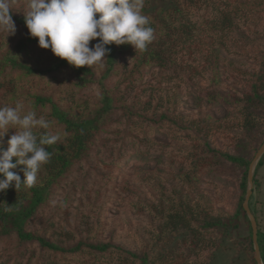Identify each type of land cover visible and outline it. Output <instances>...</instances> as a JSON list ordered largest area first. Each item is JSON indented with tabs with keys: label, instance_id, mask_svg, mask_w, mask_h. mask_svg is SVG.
<instances>
[{
	"label": "trees",
	"instance_id": "obj_1",
	"mask_svg": "<svg viewBox=\"0 0 264 264\" xmlns=\"http://www.w3.org/2000/svg\"><path fill=\"white\" fill-rule=\"evenodd\" d=\"M201 1L145 0L143 14L150 17L155 36L146 51H135L127 43H112L106 46L110 52L103 66L90 68L74 67L50 48L40 47L38 37L30 35L25 23L29 0H10L16 32L7 36L0 31V107L19 103L24 113L34 111L38 118L50 121L49 129H34L38 137L45 133L62 135L55 144L44 146L51 158L38 171L32 188L26 189L22 184L17 190L10 187L0 192V264H58L67 256L85 252L97 256L114 249L123 253L117 264H189L191 257L219 246L229 231L238 230L241 224L247 233L235 240V247L246 253L248 264H257L251 224L242 203L249 164L264 141V31L253 39L258 44L260 62L250 75L247 89L239 94H222L216 88L219 51L212 48L213 41L206 44V36L201 38V34H208L209 39L221 32L216 44L224 43L226 34L234 27L235 10L229 8L230 0H223L215 16L205 22L209 30L203 32L189 11ZM259 7L264 12V0ZM98 41L99 38L91 41L90 47ZM193 46L203 48L201 57L206 66L200 70L197 65L177 58L183 51L193 53ZM206 70L211 73L208 88L199 95H206L210 103L218 101L232 107L231 113L238 121L229 149H219L210 141L211 133L225 130L229 121L207 116L190 118L183 124V119L173 118L176 115L170 101L167 103L149 81L144 82L149 76L168 81ZM169 120L192 129L197 139L187 149L188 166L180 171L181 184L196 190L204 172L234 178L238 183V201L232 214L214 212L202 198L192 202L182 188L175 186L174 196L166 204L159 201L158 206L149 205L156 232L143 240L137 252L109 241L89 240L88 234L76 227L60 230L55 226L53 212L50 213L54 192L81 186L98 162L105 167L121 165L129 156L126 149H138L143 142L135 133L138 127L146 130ZM14 132L15 129H9L3 137L5 149ZM23 167L12 169L21 180ZM261 167L264 152L253 171L252 193L256 196L261 187ZM249 208L256 221L257 243L264 264V220L258 217L256 207L254 211L250 205Z\"/></svg>",
	"mask_w": 264,
	"mask_h": 264
},
{
	"label": "rangeland",
	"instance_id": "obj_2",
	"mask_svg": "<svg viewBox=\"0 0 264 264\" xmlns=\"http://www.w3.org/2000/svg\"><path fill=\"white\" fill-rule=\"evenodd\" d=\"M222 2L202 0L198 6L189 9L192 20L201 31L209 30L204 25L215 16ZM260 2L230 0L229 8L235 10L234 27L226 34L224 43L216 44L221 32L209 39L208 34H201V38L206 36V44L213 41L210 43L212 48L219 51V83L216 88L222 94L245 91L251 73L258 67L260 53L253 39L264 31V12L259 7ZM191 48L193 53L183 51L177 58L197 65L200 70L206 66L201 57L203 48ZM210 74L209 70L193 76L187 73L182 78L172 77L168 81L149 76L144 82L149 81L167 103L170 101V108L176 115L173 118L183 119V124H187L190 118L207 116L229 121L225 130L212 132L210 136L215 147L229 149L237 128L234 124L238 122L231 113L232 107L218 101L210 103L206 95H199L207 90ZM135 133L143 138V142L138 149H126L129 156L120 162L121 165L105 167L98 162L81 186H69L54 192L50 213L53 212L58 229L76 227L86 232L89 240L109 241L115 246L137 252L143 240L156 232L149 205L158 206L159 201L166 204L168 198L174 196L172 189L175 186L182 188L183 194L192 202L201 198L206 200L214 212L221 210L232 214L236 210L238 183L230 176L221 177L204 172L194 191L187 184H181L180 171L188 166L187 149L197 142L192 129L169 120L146 130L138 127ZM258 178L261 182L260 192L257 196L255 192L251 193L248 204L252 211L256 207L258 217L264 220V167L260 168ZM256 198L259 202L255 203ZM262 229L264 231V221ZM246 233L245 225L241 224L238 230L229 231L219 246L191 257L189 264H248L246 253L235 247V240ZM120 257H123V253L115 249L97 256L85 252L67 256L58 264H117ZM2 258L0 256V262Z\"/></svg>",
	"mask_w": 264,
	"mask_h": 264
},
{
	"label": "clouds",
	"instance_id": "obj_3",
	"mask_svg": "<svg viewBox=\"0 0 264 264\" xmlns=\"http://www.w3.org/2000/svg\"><path fill=\"white\" fill-rule=\"evenodd\" d=\"M145 0H29L25 23L38 45L65 59L74 67L103 66L112 43L131 44L135 51H146L155 39L150 17L143 14ZM10 0H0V31L14 35ZM98 14V16H97ZM99 41L90 47V42ZM51 122L37 117L23 106L0 107V192L10 187L32 188L40 168L50 161L44 146L55 144L61 133L43 134L34 129H49ZM15 129L3 147V137ZM63 135H67L64 133ZM15 157V162H13ZM24 166V179L12 169Z\"/></svg>",
	"mask_w": 264,
	"mask_h": 264
},
{
	"label": "water",
	"instance_id": "obj_4",
	"mask_svg": "<svg viewBox=\"0 0 264 264\" xmlns=\"http://www.w3.org/2000/svg\"><path fill=\"white\" fill-rule=\"evenodd\" d=\"M264 152V141L261 144V146L259 147V149L257 150V152L255 153L252 161L249 164V168H248V173H247V189H246V194H245V198L244 201L242 203L243 209L245 210L249 220H250V224H251V231H252V242H253V248H254V258L256 260L257 264H263L261 257H260V253H259V247H258V243H257V226H256V221L255 218L249 208L248 202H249V198L251 196L252 193V187H253V171L255 168V165L257 163V161L259 160V158L261 157V155Z\"/></svg>",
	"mask_w": 264,
	"mask_h": 264
}]
</instances>
